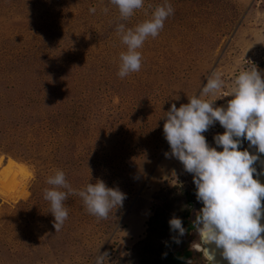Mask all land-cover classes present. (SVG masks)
Returning a JSON list of instances; mask_svg holds the SVG:
<instances>
[{
  "label": "rangeland",
  "instance_id": "1",
  "mask_svg": "<svg viewBox=\"0 0 264 264\" xmlns=\"http://www.w3.org/2000/svg\"><path fill=\"white\" fill-rule=\"evenodd\" d=\"M165 3L174 15L137 50L140 71L120 78L127 46L117 26L134 28ZM261 8L264 0H144L121 20L110 0H0V264H94L98 252L114 264L130 254L159 190L194 185L164 136L171 105L189 103L214 72L227 86L200 97L214 107H227L240 71L256 67L264 79V37L245 31L263 26L250 19ZM224 131L217 121L202 135L221 151L214 136ZM57 170L76 190L98 180L119 189L122 207L97 219L70 195L56 231L44 191ZM202 207L195 199L191 227ZM187 231L179 250L197 242L195 227Z\"/></svg>",
  "mask_w": 264,
  "mask_h": 264
},
{
  "label": "clouds",
  "instance_id": "2",
  "mask_svg": "<svg viewBox=\"0 0 264 264\" xmlns=\"http://www.w3.org/2000/svg\"><path fill=\"white\" fill-rule=\"evenodd\" d=\"M110 3L118 8L121 20H128L136 10L144 7V0H110ZM89 11L95 13L96 9ZM171 15L174 9L165 3L155 7L151 19L134 28L126 29L123 23L117 26V33L127 46V51L120 54V78L140 71L142 55L137 50L149 37L154 39L159 35ZM226 86L221 73L214 72L199 95L189 98V103L179 108L174 103L171 105L163 116V132L171 156L193 175L196 198L203 204L193 221L199 243H194L192 250L203 251L211 264H218L216 250H222L220 255L228 264H264V225L260 222L264 215V184L254 178L257 169L253 166L260 156L239 150L242 140H247L250 147L264 154V79L256 67L240 71L230 81L228 96L232 99L226 108L214 107L215 100L200 98L216 96ZM217 121L225 129L223 134L214 136L215 144L222 147V151L209 147L202 135ZM168 155L165 153L166 157ZM47 183L53 187L45 189L44 199L50 202L56 231L68 218L64 202L70 195L79 196L86 211L97 219H107L113 209L122 207L126 198L119 189L109 188L99 180L95 184L88 183L82 190L73 189L61 170L48 177ZM169 225L170 230L178 234L172 239L180 244V237L187 231L182 220L173 217ZM204 245L215 248L210 253ZM163 255L166 257L167 253ZM94 264H109V253L98 252Z\"/></svg>",
  "mask_w": 264,
  "mask_h": 264
},
{
  "label": "trees",
  "instance_id": "3",
  "mask_svg": "<svg viewBox=\"0 0 264 264\" xmlns=\"http://www.w3.org/2000/svg\"><path fill=\"white\" fill-rule=\"evenodd\" d=\"M242 143L246 144L250 154H255L252 152L255 147H250L247 140H242ZM242 143L239 149L241 151ZM196 191L195 184L160 189L157 195L160 205L154 208L146 221L145 236L132 245L130 254L119 258L114 264H163L169 259L177 260L179 244H176L172 237L178 234L170 230L169 221L173 217H178L182 220L183 227H189L190 213L197 199ZM164 253H167L166 257Z\"/></svg>",
  "mask_w": 264,
  "mask_h": 264
},
{
  "label": "flooded vegetation",
  "instance_id": "4",
  "mask_svg": "<svg viewBox=\"0 0 264 264\" xmlns=\"http://www.w3.org/2000/svg\"><path fill=\"white\" fill-rule=\"evenodd\" d=\"M253 153L260 156V160L257 161L253 165L257 169V174H254V178H256L264 169V164L261 163V161H264V154H259L257 152V150H255ZM262 207H264V200H262ZM263 219H264V215H262V219L260 221L261 223H262V221H264ZM193 226L194 225H192V227ZM192 227H191V223H190L187 230L189 231ZM188 231H187V235H188ZM262 237H264V233H262ZM194 243H199V239H197V242H193L192 244H194ZM216 251H217V254L215 256V259L218 262V264H225L224 261H222L223 258L220 255V252L222 250H216ZM177 256H178L177 260L176 259H172V260L169 259V260L164 261L163 264H187L188 261H191V264H206L207 262L211 263V261L207 257H204V255L202 254V251L198 252V251H194L192 249L183 250V248H182L181 250L177 249ZM197 256H200L201 260H198ZM195 257L197 260L195 259Z\"/></svg>",
  "mask_w": 264,
  "mask_h": 264
},
{
  "label": "crops",
  "instance_id": "5",
  "mask_svg": "<svg viewBox=\"0 0 264 264\" xmlns=\"http://www.w3.org/2000/svg\"><path fill=\"white\" fill-rule=\"evenodd\" d=\"M250 19H254V20L256 19L258 21H261L262 24H263V26L259 27V25H256L254 27L252 25H249L247 27V30H245V31L251 33L252 36H254L255 38H257V37H264V8L257 9L256 11H254L251 14V16H250ZM252 23H253V21H252Z\"/></svg>",
  "mask_w": 264,
  "mask_h": 264
},
{
  "label": "water",
  "instance_id": "6",
  "mask_svg": "<svg viewBox=\"0 0 264 264\" xmlns=\"http://www.w3.org/2000/svg\"><path fill=\"white\" fill-rule=\"evenodd\" d=\"M262 172H264V169L262 170ZM262 172H261V173H262ZM259 175H260V174H259ZM256 178H257V177H256ZM256 178H255V179H256ZM262 180H264V174H262ZM262 184H264V182H263ZM198 212H199V210H198ZM198 212H196V214H197ZM193 229H194V226L189 230V235H188V236H191V235H192V231H193ZM197 234H198V233H197ZM198 239H199V235H198ZM204 247L208 248L209 252L211 253V251H212V247H211V246H209V245H204ZM183 250H188V247L184 246V247H183ZM202 254L204 255V257H207L203 251H202ZM206 264H211V263L207 262Z\"/></svg>",
  "mask_w": 264,
  "mask_h": 264
},
{
  "label": "bare ground",
  "instance_id": "7",
  "mask_svg": "<svg viewBox=\"0 0 264 264\" xmlns=\"http://www.w3.org/2000/svg\"><path fill=\"white\" fill-rule=\"evenodd\" d=\"M10 164H11V163H10ZM14 164H15V163H14ZM14 164H13V162H12V165H14ZM256 179H258V180L260 181V183H263V182H264V180H262V174L258 175ZM263 220H264V219H263ZM261 224L264 225V221H262ZM209 246L212 247V250L215 248L214 245H209ZM211 252H212V251H211ZM216 254H217V251H216ZM216 254H215V256H216ZM222 261H224L225 264H228V262H227L226 260L222 259Z\"/></svg>",
  "mask_w": 264,
  "mask_h": 264
}]
</instances>
